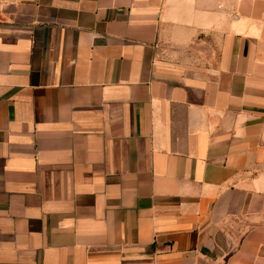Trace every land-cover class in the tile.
Instances as JSON below:
<instances>
[{"label":"crops","instance_id":"crops-1","mask_svg":"<svg viewBox=\"0 0 264 264\" xmlns=\"http://www.w3.org/2000/svg\"><path fill=\"white\" fill-rule=\"evenodd\" d=\"M0 264H264V0H0Z\"/></svg>","mask_w":264,"mask_h":264}]
</instances>
